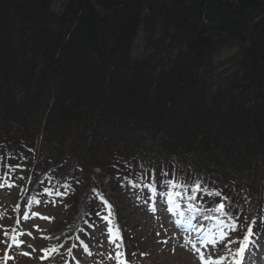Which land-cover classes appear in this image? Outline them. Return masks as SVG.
Returning <instances> with one entry per match:
<instances>
[{"label": "trees", "instance_id": "16d2710c", "mask_svg": "<svg viewBox=\"0 0 264 264\" xmlns=\"http://www.w3.org/2000/svg\"><path fill=\"white\" fill-rule=\"evenodd\" d=\"M53 1L0 0V161L39 177L30 196L40 175H62L56 187L89 192L93 215L100 177L117 198L143 187L116 183L135 168L166 190L209 180L252 193L243 225L264 237V7ZM71 228L67 250L85 233Z\"/></svg>", "mask_w": 264, "mask_h": 264}, {"label": "rangeland", "instance_id": "374dc122", "mask_svg": "<svg viewBox=\"0 0 264 264\" xmlns=\"http://www.w3.org/2000/svg\"><path fill=\"white\" fill-rule=\"evenodd\" d=\"M63 1H53L55 11L60 10ZM132 50L135 55L145 51L141 31L133 41ZM236 52L235 46H225L215 60L225 61ZM12 166L0 161V185H2L0 186V264H62L67 256L65 249L68 244V241L62 238L64 234L62 228H69L70 225H72L71 231L77 228L85 232L82 235L85 246L76 244L72 248V256L75 259L70 261L71 264H119L121 256L117 257V253H123L124 249L125 251L129 249L128 261L133 264H202L199 253L193 249L189 241H195L197 236H202L209 231L214 232L215 226L220 227L218 219H225L224 227L228 232L226 239L214 247L208 245L205 248L199 244L197 247H201L205 258L209 255L213 259L224 256L226 257L224 264H233V256L229 253V248L235 251L237 247H240L239 241L243 239L248 226L243 225L246 223L244 208L249 205V198L252 201L250 196L252 193L245 188L237 191L222 189L219 184L208 180V187L203 183L202 187L221 191V196L209 195L206 198V195L200 197L196 195L195 201H188L184 195L176 196L175 192H172L175 189L157 188L156 181L152 183L150 178L145 176L143 179L142 175L137 174L135 168L134 179L128 176L116 180L119 187L126 189L132 188L133 185L137 187L143 185L139 191L129 190V194H126L127 197H123L124 199L115 197V193L112 194L109 178H98L97 183L99 182L102 189L93 201L92 212L95 214L91 215L85 212L87 203L92 200L90 193L82 189L75 191L73 187H70L71 183L64 184L68 185L67 188L64 185L57 188L56 179H60L62 175H59V178L53 175H40L41 178H46V182L38 183L39 191L37 195L31 197L29 193L36 185L38 176H31L26 171H22V168ZM94 172L100 173L97 168ZM152 184L156 187L155 193L149 187ZM45 189H48L51 195ZM57 191H60L62 195L56 196L52 193ZM168 192H172L171 201L168 198ZM225 197L227 200L224 199ZM143 199H146L145 205L140 204ZM222 201L226 206L233 204L232 214L238 217L236 231L231 230V220L211 211ZM152 202H154L153 205L157 203L153 209L149 205ZM189 203L202 209L193 215L191 221L198 226L195 228L198 231H193V227L187 224H177V221L191 215L188 211ZM241 206L243 213L238 210ZM117 211L120 213L118 214ZM181 213H184L183 217ZM253 229L254 225L252 232ZM65 230L68 231V229ZM5 231L9 233L8 236L4 235ZM117 233L122 238V246L125 248L117 247V244L121 243L120 239H115ZM13 235L17 237L19 246L12 244L10 237ZM233 240L238 243H228ZM52 249L56 251L52 252ZM246 250V253L252 256L251 260L259 257L256 264H264L260 261L264 255V240L258 243L257 248L251 249L249 246Z\"/></svg>", "mask_w": 264, "mask_h": 264}, {"label": "snow or ice", "instance_id": "6c2138e0", "mask_svg": "<svg viewBox=\"0 0 264 264\" xmlns=\"http://www.w3.org/2000/svg\"><path fill=\"white\" fill-rule=\"evenodd\" d=\"M147 171V170H145ZM163 176H166L167 173L162 172ZM166 184L172 188V189H177V191L175 192L176 196H181L184 195L185 199L188 201H195L196 200V194L197 193H201L203 192L206 195H216V196H220L221 193L219 191H210L206 186L202 187V181H200L199 179L194 183L189 185L188 183L183 182L182 178L181 181H176V180H169L166 181ZM2 186V185H0ZM11 186V185H10ZM136 185H133V187H135ZM65 188L68 187V185H64ZM149 187L151 188V190L153 191V193L156 192V187L154 184L149 185ZM46 192H48L49 195H51V192L48 189H45ZM190 193V194H189ZM56 196H60L62 195V193L60 191H57ZM168 198L171 201L172 200V192H168ZM225 200H227V197L224 198ZM188 211L191 215H189L188 217H186L183 220H179L177 221V224H187L188 226H192L191 225V221L193 218V215L199 213L200 211H202V209L196 207L193 203H189L188 204ZM214 213H219L220 216L226 217L229 220L232 221L230 227L232 231H236L237 228V220L238 217H234L232 214V205L228 204L226 206L225 203H220L218 207L214 208L211 210ZM111 215V213H109ZM181 216H184V213H181ZM206 219L209 217H205ZM105 219H108V217H105ZM218 224L220 225V227L218 228L217 231L213 232V231H209L208 233H205L202 236H197L195 241H189V243L192 244L193 249L199 253V259L202 262V264H224V260L226 257L221 256L219 259H213L211 255H209L207 258H205V253L201 251V247H207L208 245H213V247L221 242L224 241L228 235V232L226 230L225 226V219H218ZM255 224V220H252L251 223L247 226L246 229V233L243 236V239L239 241L240 247L238 249H236L235 251H233L231 248H229V253L233 256V264H241V261L243 260V253L245 251V249L248 247L249 244H253V241L251 239V237L253 236V232H252V226ZM109 231H111V229H109ZM193 231H198L197 229L193 228ZM5 236H8L9 233L7 231L4 232ZM12 244H15L17 246H19V242L18 239L15 235L10 237ZM115 239H120L121 243L117 244V247H121L122 246V238L119 236V234L117 233L115 236ZM229 244H235L238 243V241H229ZM197 244H199L201 247H197ZM227 247V245H226ZM52 252H55L56 249H52ZM25 255H27V253H25ZM122 255V253H117V257H120ZM119 264H126L125 261L123 260H119ZM249 264H254V262L251 260V255L249 258Z\"/></svg>", "mask_w": 264, "mask_h": 264}, {"label": "water", "instance_id": "95a60500", "mask_svg": "<svg viewBox=\"0 0 264 264\" xmlns=\"http://www.w3.org/2000/svg\"><path fill=\"white\" fill-rule=\"evenodd\" d=\"M224 3H237L240 6H251L254 8L264 7V0H219Z\"/></svg>", "mask_w": 264, "mask_h": 264}, {"label": "bare ground", "instance_id": "6f19581e", "mask_svg": "<svg viewBox=\"0 0 264 264\" xmlns=\"http://www.w3.org/2000/svg\"><path fill=\"white\" fill-rule=\"evenodd\" d=\"M217 229H218V227L215 226L214 232L217 231ZM246 252H247V250L244 253H246ZM244 256L246 257V259H245V257H243V260L241 261V264H249L250 255L248 253H246ZM251 258H252V256H251ZM258 260H259V257H256L255 259H252V261L254 262V264H256L258 262ZM260 261H263L264 262V255H263V257L261 258Z\"/></svg>", "mask_w": 264, "mask_h": 264}]
</instances>
